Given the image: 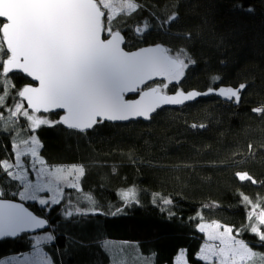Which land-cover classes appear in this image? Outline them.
<instances>
[{
  "label": "trees",
  "instance_id": "trees-1",
  "mask_svg": "<svg viewBox=\"0 0 264 264\" xmlns=\"http://www.w3.org/2000/svg\"><path fill=\"white\" fill-rule=\"evenodd\" d=\"M132 1L138 10L117 15L111 25L122 33L125 49L161 44L192 61L167 94L246 87L237 105L210 96L159 110L146 123H99L84 133L64 129L56 123L59 113H48L52 126L33 132L22 114L11 115L17 102L24 110L18 90L29 81L5 78L0 67V84L8 89L0 100L6 105L0 107V165L16 164V147L35 135L47 166L83 170L79 182L63 191L61 204L28 202L51 221L48 233L55 239L41 243L42 253L52 264H116L122 252L148 264H174L180 252L188 264H212L198 258L206 242L198 228L216 222L248 246L244 264H264V242L251 233L248 219L253 208L264 211V116L252 111L264 108V0ZM5 58L0 51V63ZM244 173L256 183L240 181ZM22 190L23 181L0 167V198L19 200ZM126 191L136 203L112 215L123 207ZM77 211L82 214L65 218ZM257 227L264 233V225ZM35 244L28 235L0 241V260L31 252Z\"/></svg>",
  "mask_w": 264,
  "mask_h": 264
},
{
  "label": "snow or ice",
  "instance_id": "snow-or-ice-1",
  "mask_svg": "<svg viewBox=\"0 0 264 264\" xmlns=\"http://www.w3.org/2000/svg\"><path fill=\"white\" fill-rule=\"evenodd\" d=\"M126 8L133 13L138 10L132 0L126 4ZM102 16L105 13L93 0H0V51L6 56L0 63L3 74L10 79L8 74L16 70L39 83L38 87L29 85L18 90V96L27 102V109L34 113L63 109L66 115L56 123L84 132L104 121H128L136 117L147 120L149 114L161 105H178L195 98L196 92L162 94L170 83L179 82L192 61L185 62L179 56L172 58L168 54L169 50L161 46L126 52L121 47L124 43L122 33L111 26L115 18L109 16L102 23ZM175 18L172 16L165 23L171 24ZM137 31H144V27L138 26ZM102 32L106 33L103 38ZM156 77L165 78L167 83L151 87L150 91L141 89V85ZM245 87V84H240L235 90L221 88L218 94L238 104ZM129 92H140V98L135 101L126 100L125 94ZM0 93H3L0 100L8 96V89L2 84ZM5 106L0 104V107ZM252 111L264 116L262 107L253 108ZM17 114H22L31 122L33 132L41 125L52 126L46 118H36L28 110H22L20 102L16 103L15 111L11 112L13 117ZM30 142L33 144L31 156L36 158L35 145L39 141L33 135ZM0 167L8 176L17 178L8 171L13 164L5 161ZM72 171L83 174L82 169L69 170L68 174L71 175ZM238 177L240 181L252 180L253 184L256 183L247 173L238 174ZM24 188L22 198L39 199L42 206L61 204L60 199L37 197V193L50 190L49 185L25 182ZM121 199L123 207L117 208L112 215L136 203V196L130 191L122 193ZM244 200L248 202V197L245 196ZM164 203L170 204L172 201L165 200ZM74 214L82 213L66 212L65 218ZM248 219L254 221L249 225L251 233L264 242V233L257 227L264 225V211L257 213L253 208ZM47 224L46 219L37 218L18 205L0 202V239L16 237L28 230L43 229ZM218 227L216 224L207 226L209 229ZM198 230L205 232V225H199ZM231 231V228L224 229L225 234ZM207 234L209 239H220L222 244L227 243L228 247H232L224 235H215L211 231ZM54 239V234L48 233L46 240L38 241L34 247L38 248L40 243ZM229 240L238 245L234 255L241 251L249 253L248 246L241 240H232L231 237ZM199 259L207 260V256L201 255ZM174 264H187L185 254H178Z\"/></svg>",
  "mask_w": 264,
  "mask_h": 264
},
{
  "label": "rangeland",
  "instance_id": "rangeland-1",
  "mask_svg": "<svg viewBox=\"0 0 264 264\" xmlns=\"http://www.w3.org/2000/svg\"><path fill=\"white\" fill-rule=\"evenodd\" d=\"M96 1L106 13V19L109 16L116 17L118 14H130L132 12L131 9L126 8V4L129 2V0H96ZM105 4L108 5L107 8L104 7ZM1 44H2V41H1ZM170 56L174 58L177 57V55H172V53H170ZM163 83H167V80L163 82H154V83L148 84L143 89H148V88L156 87V86H162ZM173 83H176V82H173ZM173 83H170L169 86ZM167 88L164 89L162 93L167 94L166 93ZM25 109L28 110L26 106L24 110ZM30 114L33 117L46 118L49 121L48 116L46 115H41L37 113H30ZM30 141L31 139L27 142H23L19 144L16 147V156L18 159L17 162L19 163V166H17V163H16L15 167H17L19 174L21 175V177L24 178V181L26 183L33 184V185L37 183H44L45 185L50 186V190H45V191L37 193L36 195L38 198L61 199L63 195V190H65L66 188L70 186L76 185L77 182H79L78 179L81 175L79 174L78 171H72L71 175H69L68 174L69 170H72V169L80 170V168L76 166L67 167V168L66 167L57 168V167L46 166L45 163H40L39 161L41 160L38 157L39 156V153H38L39 144L35 145L36 151H37V157L33 158L30 152V149L33 147V144ZM25 157L28 158L27 163H26L27 167L25 165V161L22 160ZM212 224L219 225L220 227L216 229L207 228L208 225H212ZM203 225H205L206 227V231L202 232L205 234L206 242H204L203 248L201 249L198 255V258L201 255H206L207 260H204V261L211 262L213 264H244L245 261L249 259L250 252H251L250 249H249L250 251L249 253H243L241 251L234 255V250L238 248V245H236L235 243L229 240V237H231L232 240H236L233 237L232 232L226 233V234L224 233L225 228H230L228 225H224V224H220L216 222L204 223ZM209 231L213 232L215 235H221V234L224 235L225 240L228 241V243H231L232 247H228L227 243L222 244L220 239H209L208 234H207ZM46 236H47L46 233H42V234L34 236V240L36 244L38 241L46 240ZM40 245L41 243L39 244L38 248L35 247L31 252L22 254L20 256H11V257L4 258L0 260V264H25V258H27L26 264H45V261H47V264H52L50 260L46 256H44V254L42 253ZM180 253H183V252H180ZM120 254L117 255L116 264H148L147 260L139 256L131 255L130 253H123V252ZM126 255L133 258L132 262L124 258V256Z\"/></svg>",
  "mask_w": 264,
  "mask_h": 264
},
{
  "label": "water",
  "instance_id": "water-1",
  "mask_svg": "<svg viewBox=\"0 0 264 264\" xmlns=\"http://www.w3.org/2000/svg\"><path fill=\"white\" fill-rule=\"evenodd\" d=\"M93 2L94 3H96V1L95 0H93ZM97 4V3H96ZM104 18V16H102L101 17V20ZM103 36H104V33L102 32V38H103ZM125 42V41H124ZM156 46H161L162 48H164V49H166V47L165 46H163V45H153V46H148V47H143V48H141V49H138V50H136V51H127V50H125L123 47H124V43L121 45V47H122V49L124 50V51H126V52H129V53H133V52H137V51H140V50H142V49H145V48H149V47H156ZM169 54V53H168ZM170 55V54H169ZM173 58V57H172ZM21 75L22 77H24L25 79H27L28 81H29V85L30 86H33V87H38L39 86V83H38V81H34V80H32L30 77H27V76H25L24 74H22L21 72H19V71H16V70H14V71H12L11 73H9L8 75ZM163 81H166V79L165 78H163V77H156V78H154L153 80H149V81H147V83L146 84H144V85H141L140 87H141V89H143L146 85H148V84H151V83H154V82H163ZM28 85V86H29ZM221 88H223V89H225V90H227L228 88H225V87H220V88H217V89H213L214 91H212V92H209V90L208 91H205V92H199V91H191V92H196L197 93V95L195 96V98L194 99H192V100H190V101H185V102H183L182 104H178V105H161L158 109H156L153 113H150L149 114V118L146 120V119H144L143 117H136V118H130L128 121H104V122H102V123H109V124H128V123H130V122H136V121H141V122H144V123H146V122H149L150 121V119L154 116V114H156L159 110H162V109H164V108H173V109H176V108H181V107H183V106H185V105H187V104H190V103H193V102H195V101H197L198 99H200V98H207V97H210V96H215V97H217V98H220V99H226L225 97H223V96H221V95H219L218 94V92H219V90L221 89ZM150 89L151 88H148V89H145L146 91H150ZM236 89V88H235ZM234 89V90H235ZM184 94H188V93H190V92H183ZM162 94H164V93H162ZM175 94V93H174ZM140 95H141V93L140 92H129V93H126L125 94V99L126 100H128V101H135V100H137V99H139L140 98ZM164 95H173V94H164ZM21 99V98H20ZM24 102V104H25V106L27 107V102L26 101H23ZM236 105H237V103H236ZM30 112H32L30 109H28ZM40 113H42V114H48V113H60L61 115H60V117H59V119H58V121H60L61 120V118H62V116H64V115H66V113H65V111L63 110V109H55V110H52V111H50V112H47V113H45V112H40ZM59 125H61V126H63V127H65L66 129H68V130H72V131H76V132H79V133H84V132H88V131H91L92 129H89V130H85L84 132H81V131H79L78 129H69L66 125H64V124H60V123H58ZM0 202H4V203H12V204H15V205H18V206H20V207H22L23 209H25L27 212H29V213H31V214H33L31 211H29L28 209H27V207L24 205V204H22V203H19V202H12V201H2V200H0ZM34 215V214H33ZM35 216V215H34ZM37 217V216H36ZM38 218V217H37ZM48 228V224H47V226L45 227V228H43V229H33V230H28V231H24V232H21L18 236H16V237H8V238H2V239H0V241H3V240H7V239H10V240H14V239H16V238H18V237H20V236H22V235H35V234H38V233H42V231H44V230H46Z\"/></svg>",
  "mask_w": 264,
  "mask_h": 264
},
{
  "label": "bare ground",
  "instance_id": "bare-ground-1",
  "mask_svg": "<svg viewBox=\"0 0 264 264\" xmlns=\"http://www.w3.org/2000/svg\"><path fill=\"white\" fill-rule=\"evenodd\" d=\"M96 1V0H95ZM96 3H97V1H96ZM97 6L100 8V10L102 11V12H104V10L99 6V4L97 3ZM105 13V12H104ZM119 15V14H118ZM105 19H106V13H105V16H104V18L102 19V23L105 21ZM104 33V32H103ZM104 35H105V33H104ZM125 41V40H124ZM124 45H125V42H124ZM159 45V44H158ZM161 45V44H160ZM151 46H153V45H151ZM164 46V45H163ZM144 47H148V46H144ZM124 49H125V47H123ZM143 48V47H142ZM141 49V48H140ZM167 49V48H166ZM126 50V49H125ZM168 50V49H167ZM134 51H136V50H134ZM169 53V52H168ZM170 54V53H169ZM173 55V54H172ZM172 57V56H171ZM174 58V57H173ZM2 73H3V69H2ZM4 76V75H3ZM25 79V78H24ZM27 80V79H26ZM28 81V80H27ZM30 83L28 82L25 86H28ZM174 84V83H173ZM25 86H23V87H25ZM23 87H22V89H23ZM21 89V90H22ZM143 90H145V89H143ZM178 92H181V91H178ZM177 93V92H176ZM20 98V97H19ZM23 102V101H22ZM24 103V102H23ZM25 105V104H24ZM27 108V107H26ZM29 111V110H28ZM29 113H34V112H30L29 111ZM37 114H41V115H48V114H42V113H37ZM60 113H59V117H60ZM61 126V125H60ZM61 127H63V126H61ZM64 129H66L65 127H63ZM66 130H68V129H66ZM68 131H70V130H68ZM39 157V159L41 160V161H43L42 159H41V157L40 156H38ZM44 163V162H43ZM13 164V167L11 168V169H9L8 171H11L17 178L16 179H18V180H22V179H20V177H21V175L19 174V171H18V169H17V167H15L16 166V164H14V163H12ZM26 164V163H25ZM46 166H47V164H45ZM52 167V166H51ZM54 167H59V168H64V167H73V166H54ZM76 167H78V166H76ZM80 168V167H79ZM81 169V168H80ZM81 176V175H80ZM80 178V177H79ZM79 180V179H78ZM23 181V190H22V192L21 193H23L24 191H25V188H24V183H25V181H24V179L22 180ZM64 191V190H63ZM21 193L19 194V200H16V201H12V202H19V203H22V204H24L26 207H27V205H28V202H35V203H38V204H40L39 203V200L37 199V200H31V199H27V198H22L21 197ZM63 196V195H62ZM61 199H62V197H61ZM60 199V200H61ZM0 200H2V201H11V200H4V199H1L0 198ZM41 205V204H40ZM27 209L29 210V211H31L28 207H27ZM35 216H37L38 218H44V219H46L47 220V222H48V228L46 229V230H44V231H42V233H48L49 232V230L51 229V226H50V222L51 221H49V219H47V218H45V217H41V216H38V215H36L33 211H31ZM42 233H38V234H35V235H28V236H36V235H39V234H42ZM7 240H10V239H7ZM211 263V262H210ZM213 264V263H212Z\"/></svg>",
  "mask_w": 264,
  "mask_h": 264
}]
</instances>
